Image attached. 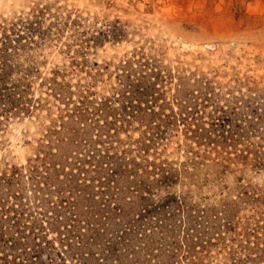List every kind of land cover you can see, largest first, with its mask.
<instances>
[{
  "label": "rangeland",
  "instance_id": "rangeland-1",
  "mask_svg": "<svg viewBox=\"0 0 264 264\" xmlns=\"http://www.w3.org/2000/svg\"><path fill=\"white\" fill-rule=\"evenodd\" d=\"M135 260L264 264V0H0V264Z\"/></svg>",
  "mask_w": 264,
  "mask_h": 264
},
{
  "label": "trees",
  "instance_id": "trees-1",
  "mask_svg": "<svg viewBox=\"0 0 264 264\" xmlns=\"http://www.w3.org/2000/svg\"><path fill=\"white\" fill-rule=\"evenodd\" d=\"M225 131L226 130H223V133H225ZM165 205L166 206H169L168 203H166ZM158 207H160V206H158ZM156 208L157 207H150V205H147L146 207H144L143 208L144 212H142V211L140 212L138 219L137 218H131V219H129L126 222V226H124V229H123V234L122 235H119V237H121L123 241L126 240L128 237L126 236V238H125V235H128V230H131V232H132L135 229L140 228L139 221L143 220V217L145 218L146 217V214L151 213V212H156L157 211ZM123 241H120V243H123ZM32 251H34V253L36 254L35 256L37 257V255H38L37 251L38 250L35 249V250H32ZM113 252L116 253L115 248L113 249ZM113 252L110 251V255ZM28 259H30V257H28ZM132 264H140V262L138 260H135V261H133Z\"/></svg>",
  "mask_w": 264,
  "mask_h": 264
}]
</instances>
